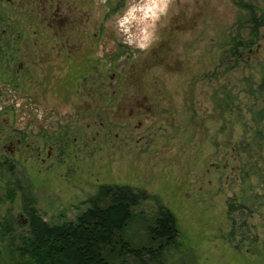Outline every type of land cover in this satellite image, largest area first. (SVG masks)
<instances>
[{
    "label": "rangeland",
    "instance_id": "rangeland-1",
    "mask_svg": "<svg viewBox=\"0 0 264 264\" xmlns=\"http://www.w3.org/2000/svg\"><path fill=\"white\" fill-rule=\"evenodd\" d=\"M131 7L138 11L124 18ZM150 7L96 0L87 30L64 31L66 43L85 44L75 68L57 51L59 29L44 26L27 41L44 48L20 73L21 85L0 69V161L15 167L17 184L15 200L5 201L0 181V220L10 210L27 225L23 192L44 221L62 223L101 185H128L157 198L136 208L138 216L152 217L158 202L175 213L184 250H171L172 264H264V137L256 136L264 131V38L233 56V40L248 39L235 0ZM79 66L80 76H65ZM102 77L113 78L111 100ZM142 219L129 234L144 240Z\"/></svg>",
    "mask_w": 264,
    "mask_h": 264
},
{
    "label": "trees",
    "instance_id": "trees-1",
    "mask_svg": "<svg viewBox=\"0 0 264 264\" xmlns=\"http://www.w3.org/2000/svg\"><path fill=\"white\" fill-rule=\"evenodd\" d=\"M235 1L246 12L244 25L248 30V39L242 37L232 43L231 53L239 58L240 49L264 38V5L252 0ZM259 91L264 104V81ZM257 120L264 121V106ZM256 136L260 140L264 131L258 129ZM15 174V167L8 160L0 161L5 201L15 200L17 184L12 179ZM21 198L28 223H20L10 210L2 217L0 264H172L171 250L178 253L184 250L179 223L171 209L158 202L152 217L147 212H140L139 216L135 212L143 202L157 200L144 189L101 185L95 195L84 201L88 207L79 211L74 221L62 223L44 221L29 192H23ZM138 217L144 221V240L129 234ZM179 261L185 264L184 258Z\"/></svg>",
    "mask_w": 264,
    "mask_h": 264
},
{
    "label": "flooded vegetation",
    "instance_id": "flooded-vegetation-1",
    "mask_svg": "<svg viewBox=\"0 0 264 264\" xmlns=\"http://www.w3.org/2000/svg\"><path fill=\"white\" fill-rule=\"evenodd\" d=\"M95 1L76 0V2L88 3L89 7L83 8L75 2L72 3L71 0H0V69H7L4 78H7L6 80L11 83H17L18 86L23 83L19 80L20 73L27 67V63L31 62L30 58L36 57V60H38L43 55L41 49L44 48V46L39 47L40 51L37 49L36 45L38 44L36 42L27 45V41H32L31 36L37 41V36L40 35L41 31H44V26L49 30L59 29L56 35L57 39L60 40L57 43V51L61 54L62 63H75L77 56L74 55L84 54L85 44H82L80 50L75 45L66 43L68 40L63 37L65 35L64 31L65 29L73 30L74 28H78L80 32L87 30V24L91 23L93 17ZM88 35L94 40L96 32L93 31ZM23 52L29 53L28 56L24 54L23 57ZM70 53L73 55H70ZM32 60L36 61L35 59ZM93 61L94 59L90 55L83 60V63L84 65L86 63L90 65ZM80 68L81 66L78 69L69 70L65 76L68 78L80 76L82 73ZM100 80L107 90L105 92L106 99L111 100L114 93H116L113 78L104 79L102 77ZM108 108L112 111L110 106ZM17 143L21 145L22 139L18 138ZM54 144H51V146H55Z\"/></svg>",
    "mask_w": 264,
    "mask_h": 264
},
{
    "label": "clouds",
    "instance_id": "clouds-1",
    "mask_svg": "<svg viewBox=\"0 0 264 264\" xmlns=\"http://www.w3.org/2000/svg\"><path fill=\"white\" fill-rule=\"evenodd\" d=\"M171 2V0H150V3L152 5V7L148 8L146 11L151 12L153 11V9L158 8V10L163 13L167 10V6L168 4ZM136 11H138L137 7H131L127 10V12L125 13V17L127 18L129 16H131L133 13H135ZM148 37L145 36L144 39H147ZM129 43H131V41H129ZM146 44H139L138 47L144 48L146 47Z\"/></svg>",
    "mask_w": 264,
    "mask_h": 264
}]
</instances>
